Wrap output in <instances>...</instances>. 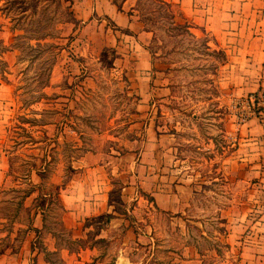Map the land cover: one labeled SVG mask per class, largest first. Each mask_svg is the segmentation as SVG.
Here are the masks:
<instances>
[{"label":"rangeland","instance_id":"374dc122","mask_svg":"<svg viewBox=\"0 0 264 264\" xmlns=\"http://www.w3.org/2000/svg\"><path fill=\"white\" fill-rule=\"evenodd\" d=\"M136 1L137 16L151 33L147 47L157 70L153 79L162 75L171 84L166 99L154 94L156 84L149 88V107L138 105L134 55L126 46L105 44L101 36L79 35L72 0H0V79L10 84L14 103L1 142L0 250L6 251L5 264H13L15 252H20L17 264H41L32 250L52 264L68 263L70 258L59 251L45 249L41 235L35 237L33 207H40L44 226L53 229L62 213L59 186L98 165L111 187L116 213L85 218L82 233L84 242L108 250L107 261L129 227L125 254L132 264H264V235L255 234L264 221L257 215L264 212V183L238 181L244 168L222 162L236 144L239 128L257 116L264 118L261 110L236 123L231 106L250 93L264 103V84L237 88L246 77L256 82L259 73L252 66L243 72L231 65L241 64L245 44H255L251 35H264V1L255 11L246 4L236 28L203 19L189 30L171 22V12L177 23L185 22L174 6L169 12L156 0ZM212 35L243 39L227 40L221 61ZM154 129L165 135L158 140ZM149 131L153 143L176 147L167 150L165 175L176 182L182 171L191 174L184 211L161 209L145 182L136 190L143 197L140 203L130 206L121 200L123 186H136L142 178L139 163L145 154L140 149ZM180 165L186 168L175 175L173 169ZM100 232L111 240H99ZM69 235H59L57 242L78 249L80 241Z\"/></svg>","mask_w":264,"mask_h":264},{"label":"crops","instance_id":"0c3cea01","mask_svg":"<svg viewBox=\"0 0 264 264\" xmlns=\"http://www.w3.org/2000/svg\"><path fill=\"white\" fill-rule=\"evenodd\" d=\"M168 1L176 11L178 15L183 16L185 20L194 24L199 23L201 20L206 19L212 24L220 21L225 26V29L236 28L241 22L236 19L241 12H243L246 4L249 8H253L255 11L257 6H261V0H165ZM264 1V0H262ZM121 3V8L118 7L114 0H72L71 10L76 21L79 22V28L81 31L79 35H98L101 36L103 42L109 46H126V50L130 51L134 57L133 72L135 79V86L138 89V105L141 107H149L152 105V101L149 99V88L155 87L154 94L159 96L160 99H166L171 95V84L162 78V75L158 77L155 82L153 79V73L157 70H153V57L150 49L147 47L150 30H148L144 22L137 16L136 0H118ZM261 10V9H260ZM220 13V15H218ZM177 17V16H175ZM194 22V23H193ZM260 22V21H259ZM195 25V24H194ZM191 28H193L191 26ZM229 32H233L230 31ZM215 44L218 49H222L227 40H242L243 35H212ZM252 40H255V44L249 48L248 44H245V52L243 49V60L239 63H232L234 66L241 67L243 72L246 70L254 69L257 75L256 82H253L249 77L243 78L241 86L237 85L238 89L244 88L252 90L251 88H257L264 84V35H251ZM249 39V36L246 37ZM248 41V40H247ZM221 47V48H220ZM235 48V47H234ZM237 48V47H236ZM223 50V49H222ZM224 51V50H223ZM229 50L228 56L232 61V56ZM235 52V50L233 51ZM239 52V50L237 51ZM232 57V58H231ZM223 62L221 65H224ZM247 66V67H245ZM252 66V69L249 67ZM241 71V69H240ZM157 77V74H156ZM153 80V82H152ZM241 80V79H240ZM259 85V86H258ZM12 89L10 84L0 79V186L4 178V152L2 150L1 142L6 135V126L11 120V116L14 109V103L11 95ZM140 108V107H139ZM151 129V127L149 128ZM157 139L160 140L161 135H165L161 132V129H154ZM150 139V131L145 145L140 149L143 155L142 161L139 163L143 169L142 178L138 180L137 185H125L121 192V200L124 203L137 202L140 203L143 197L136 192L137 186H143V182L147 183L148 190L154 197V200L161 209L174 210L175 212L184 211L188 198L192 192L190 182L192 180L191 174H187L186 171H182L186 166L180 165L179 168L175 167L174 174L179 171L180 174L176 175L179 178L176 180L171 179L169 175H165L166 160L165 156L168 149L176 147H167L164 143L159 141L158 144L152 142ZM152 153L147 157V154ZM155 157V158H154ZM227 159H223V163L230 164L235 163L236 167L244 168V175L238 177V181L249 180L252 184L264 183V118L257 116L248 123L242 125L237 132V142L234 145L232 151L226 155ZM177 158L176 160H178ZM173 161L175 166L177 163ZM228 162V163H226ZM230 167V165L228 166ZM102 168V167H101ZM157 168V170L155 169ZM230 170L227 171L229 174ZM222 173L223 169H222ZM184 174L187 175L185 178ZM173 182V183H172ZM174 188H169L172 185ZM168 186V187H167ZM128 191H124L126 188H130ZM180 187L182 189H180ZM110 185H106L104 181V175H102V169L99 165L93 168H84L79 174L69 177V181L64 185L59 186L58 196L61 202L62 213L57 221V225L53 229H49L44 226L42 222V211L39 206L33 207V215L35 221L32 223L31 229L34 231L35 237L42 236V243L48 252L59 251L63 258H70L66 264H103L109 262V264H132V260L127 256L126 247L128 239L129 227L125 228L126 234L119 241L118 245H113L114 254L111 255L110 260L107 261L108 250L101 248L98 243L84 242V234L82 233L84 226V220L87 217L95 216L105 213H116L113 209V204L110 201ZM258 190V189H257ZM34 191V190H33ZM259 196V195H258ZM257 196V197H258ZM171 200L173 207L171 208ZM262 221L264 219V212L257 214ZM40 216V217H39ZM125 226L128 223H124ZM262 227L255 230L256 235H264V221ZM110 228V227H109ZM75 230L73 233L70 231ZM63 234H70L75 240H79L83 243H78V249L70 250L66 244L58 243L57 239L61 238ZM228 234V232H227ZM226 234V237H227ZM69 235V236H70ZM100 237L99 240L107 238L106 232H100L97 234ZM241 237V236H240ZM111 240V237H108ZM107 238V239H108ZM254 245H257L262 238L254 239ZM108 241V240H107ZM229 242V241H228ZM243 243L246 241L243 240ZM102 249V258H98L96 262H92L94 256H97ZM37 255L41 264H52L51 260L41 255L38 250H32ZM19 253V254H18ZM6 251L0 250V264L6 263ZM61 257V259L64 261ZM67 258V259H68ZM20 261V252H15L13 264H17Z\"/></svg>","mask_w":264,"mask_h":264},{"label":"built area","instance_id":"2783aa9c","mask_svg":"<svg viewBox=\"0 0 264 264\" xmlns=\"http://www.w3.org/2000/svg\"><path fill=\"white\" fill-rule=\"evenodd\" d=\"M231 106L234 108L233 116L236 117V123H241V121H243L241 119H250L261 112V110H264L261 109V107H264V103L259 102L254 93H250L249 99L242 101V103L237 100L233 102Z\"/></svg>","mask_w":264,"mask_h":264},{"label":"trees","instance_id":"16d2710c","mask_svg":"<svg viewBox=\"0 0 264 264\" xmlns=\"http://www.w3.org/2000/svg\"><path fill=\"white\" fill-rule=\"evenodd\" d=\"M114 1H115V3H117L118 7L121 8V3L118 2V0H114ZM156 1L159 2V5L166 6V9H168L169 12H171V8H170L171 4L168 1H165V0H156ZM147 9L145 7V10H147ZM168 16L171 19V22H173L175 24V26H183L184 25L186 30H189L188 28H191V26H193V24H191L187 20H185V22L183 24L182 23H177L175 21V19H174L175 17H174V13L173 12H171ZM146 19H147V17H146ZM207 48H210V47H208V45H207ZM219 53L221 54L220 57H221V61H222L224 59V57H225V52L222 49H219ZM32 185H34V183H32ZM33 190L34 189H31V190H29V192L31 193ZM26 194H28V193H26Z\"/></svg>","mask_w":264,"mask_h":264}]
</instances>
